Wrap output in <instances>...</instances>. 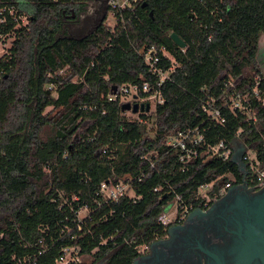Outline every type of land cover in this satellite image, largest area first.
<instances>
[{
  "label": "trees",
  "instance_id": "trees-1",
  "mask_svg": "<svg viewBox=\"0 0 264 264\" xmlns=\"http://www.w3.org/2000/svg\"><path fill=\"white\" fill-rule=\"evenodd\" d=\"M85 1L0 0L18 18L29 17L16 29L21 21L7 8L1 27L15 39L0 58V264L29 255L54 264L69 246H80L94 264H134L139 246L166 234L158 218L177 196L196 208L201 185L228 174L244 181L232 160L181 162L167 145L178 132L198 128L210 145L239 140L264 164V0H140L116 14L114 28L105 19L80 38L62 36L64 11L72 19ZM151 47L164 48L177 67L160 89L164 103L154 119L139 113L130 120L120 97L103 96L155 81L139 53ZM237 93L246 96L244 110L233 112ZM203 106L219 109L225 123ZM126 177L140 200L99 205L101 184ZM69 202L92 209L81 230Z\"/></svg>",
  "mask_w": 264,
  "mask_h": 264
},
{
  "label": "built area",
  "instance_id": "built-area-1",
  "mask_svg": "<svg viewBox=\"0 0 264 264\" xmlns=\"http://www.w3.org/2000/svg\"><path fill=\"white\" fill-rule=\"evenodd\" d=\"M58 1V0H52ZM140 0H108L109 13L113 16L117 23L116 14L125 9H134L135 4ZM1 4V2H0ZM8 8L10 16L15 22L21 21L18 23L16 29L20 26L26 27L29 24V17H17L14 7H0V58L10 55V50L13 47V42L15 39L14 32H9L4 34L1 31L3 24L7 23V18L4 16L5 10ZM115 27V26H114ZM113 27V28H114ZM140 55L144 59L145 64L147 65L150 74L155 78V81H144L141 86L137 85H125L122 88H118L116 94L113 93V89L105 97L107 101L113 102L120 97L121 105L126 102H134V97L137 96L139 102L141 103H155L163 104L164 98L161 94V87L167 81L170 80L171 74L175 71L177 63L174 57L169 54L164 48L157 49L155 47L143 48L140 50ZM166 59L171 63L170 68L164 69L162 66L163 60ZM64 71L61 70L58 72V75L63 74ZM51 76V75H50ZM257 82L260 81V77L255 79ZM146 93L148 96L145 98H139L138 94L140 92ZM257 93V90H255ZM243 100H246V96L241 93H237L233 96L230 101V110L235 112L236 110H244ZM203 111L207 113L209 118L219 125L225 123V117L222 115L219 109H211L208 106H203ZM167 145L176 149L180 152L179 159L183 163H189L196 159H202L207 161L209 159H222L232 160L234 154V147L228 146L224 141H220L217 145L208 144L205 136L199 131L198 128L191 130H184L178 132L175 135H172L167 140ZM251 151L254 152V155L251 154ZM243 161L246 164L247 175L243 173V178H251L257 180V182L263 185L264 183V164L261 163L254 151V147L247 145V151L243 156ZM152 166H154L152 164ZM228 179V182L224 183V179ZM245 178V179H246ZM236 184V181L233 175H223L208 184L201 185L198 188L196 198L201 201L203 204L211 203L215 198L220 197L224 192L229 189L231 186ZM159 190V189H156ZM61 198L65 197L63 194ZM98 199L97 202L99 205L102 204H116L120 203L123 200H128L132 203H137L141 197L137 196L129 178L121 179L118 182H113L108 180L103 182L100 186L99 192L97 193ZM78 200V198L73 197V201ZM71 208L73 215L72 222L78 230L83 229V223L87 224L92 220V209L88 205H84L75 209L71 202L68 203ZM62 208V207H60ZM193 205H188L183 203L180 198L177 196L174 206L170 207L168 210L164 211L158 218V225L164 229L167 233V230L173 220H179L193 210ZM64 234L70 233L71 228L66 227L63 231ZM147 245L139 246L138 250L141 254L143 249ZM46 250L39 251V255H42ZM91 255V254H90ZM84 256L81 254L80 246H69L62 249L61 255L55 260L54 264H82L81 257ZM38 257L35 256H23L16 257L14 256L10 264H38Z\"/></svg>",
  "mask_w": 264,
  "mask_h": 264
},
{
  "label": "flooded vegetation",
  "instance_id": "flooded-vegetation-1",
  "mask_svg": "<svg viewBox=\"0 0 264 264\" xmlns=\"http://www.w3.org/2000/svg\"><path fill=\"white\" fill-rule=\"evenodd\" d=\"M100 13L107 17L108 0H101ZM64 15L65 21L70 20L66 11ZM103 17L92 21L88 32ZM246 181L247 185L234 184L211 203H200L184 217L173 220L167 233L147 245L134 264H237L248 240L247 225L264 232L260 222L263 213L258 215L264 208V183L251 178ZM256 244L261 245L258 241ZM252 264L264 263L257 258Z\"/></svg>",
  "mask_w": 264,
  "mask_h": 264
},
{
  "label": "water",
  "instance_id": "water-1",
  "mask_svg": "<svg viewBox=\"0 0 264 264\" xmlns=\"http://www.w3.org/2000/svg\"><path fill=\"white\" fill-rule=\"evenodd\" d=\"M72 18H75L74 11ZM105 18L106 15L102 18L100 23H102L105 20ZM171 38L179 47L181 48L186 47V43L175 33L171 35ZM117 91H118V87H114L113 93L116 94ZM134 100H135L134 102H126L122 104V110L125 112H132L133 114L149 113L151 111L150 103H141L137 101L138 100L137 96L134 97ZM237 141L239 140H235L232 143V146L234 147V154L232 157V161L239 166L240 171L246 176L247 170H246V164L243 161V156L247 151V145L242 144V146L235 147L234 145L236 144ZM245 178L243 184L247 185V181ZM262 213L264 217V208L259 210L258 215L261 216ZM260 222L264 226V220L262 219V216ZM246 236L248 237V240L241 248V251L239 253V261L237 264H252V261H254L257 258H260L264 263V232H259L257 230H254L250 225H247ZM256 241L261 243V245H257Z\"/></svg>",
  "mask_w": 264,
  "mask_h": 264
},
{
  "label": "rangeland",
  "instance_id": "rangeland-1",
  "mask_svg": "<svg viewBox=\"0 0 264 264\" xmlns=\"http://www.w3.org/2000/svg\"><path fill=\"white\" fill-rule=\"evenodd\" d=\"M101 5V0H86L82 7L80 8L78 15L75 16V18L72 20H68L65 23L64 29L62 31V36L67 37H73V38H80L82 36H85L88 33V30H90V23L92 21L98 22V17H103V13L97 14L99 12ZM97 17V18H96ZM105 23L109 25L110 27H114L116 25V20L113 18L111 13L107 14V17L105 18ZM260 52L258 54V61L262 68V71L264 72V37H262L260 41ZM156 108V104L153 102L151 103V111L149 113H146L147 116H152V119H154V111ZM50 110V108L47 110V112ZM128 119L130 120H138L140 119V114H133L132 112H128L127 115ZM152 123H150V126ZM251 154L254 155V152L251 151ZM82 264H94V258L92 255H84L81 257ZM102 264V263H99Z\"/></svg>",
  "mask_w": 264,
  "mask_h": 264
},
{
  "label": "crops",
  "instance_id": "crops-1",
  "mask_svg": "<svg viewBox=\"0 0 264 264\" xmlns=\"http://www.w3.org/2000/svg\"><path fill=\"white\" fill-rule=\"evenodd\" d=\"M260 47H261V46H260ZM259 52H260V51H259ZM242 144H244V143H242L241 141H237L236 144H235L234 146H235V147H236V146H242Z\"/></svg>",
  "mask_w": 264,
  "mask_h": 264
}]
</instances>
